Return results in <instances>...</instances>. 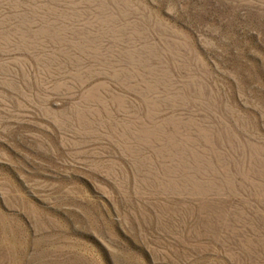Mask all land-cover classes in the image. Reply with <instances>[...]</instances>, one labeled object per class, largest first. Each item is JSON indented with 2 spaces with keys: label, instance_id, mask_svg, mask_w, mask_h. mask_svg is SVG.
<instances>
[{
  "label": "rangeland",
  "instance_id": "374dc122",
  "mask_svg": "<svg viewBox=\"0 0 264 264\" xmlns=\"http://www.w3.org/2000/svg\"><path fill=\"white\" fill-rule=\"evenodd\" d=\"M0 264H264V0H0Z\"/></svg>",
  "mask_w": 264,
  "mask_h": 264
}]
</instances>
